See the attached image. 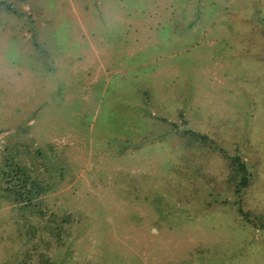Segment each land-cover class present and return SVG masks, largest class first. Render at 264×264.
<instances>
[{
    "label": "rangeland",
    "instance_id": "1",
    "mask_svg": "<svg viewBox=\"0 0 264 264\" xmlns=\"http://www.w3.org/2000/svg\"><path fill=\"white\" fill-rule=\"evenodd\" d=\"M8 153L51 186L0 264H264V0H0Z\"/></svg>",
    "mask_w": 264,
    "mask_h": 264
},
{
    "label": "trees",
    "instance_id": "2",
    "mask_svg": "<svg viewBox=\"0 0 264 264\" xmlns=\"http://www.w3.org/2000/svg\"><path fill=\"white\" fill-rule=\"evenodd\" d=\"M34 150L37 151L36 149ZM25 152V154H27V150ZM23 156H18V154L15 153H8L7 156H4V161H8L4 164H9V167L7 168V166H4L7 169L3 168L1 171L4 187H0V196H2L4 200L6 199L18 203V208L20 209L19 214L23 217L21 224H19L23 229L21 230L18 226V235L22 233L33 235L37 232V227L22 211L27 208L29 209L30 206H36L37 212H39L40 215L43 214V210L37 207L39 198L41 194L50 188L51 183L45 181L42 176L39 175L34 163L30 162L31 157L27 163ZM238 167V169L241 168V166ZM56 216L57 217H55L54 214L49 213L40 227H43V230H47L49 236L53 237L55 241H60V232L63 230L61 222L67 221L69 219V214L62 213ZM259 224L264 225V221L262 220ZM38 237L40 241L45 243V246L42 250L36 251L35 259L33 261L29 260L31 254L28 250H25L23 256L20 258L16 257L13 264H55L48 251L50 245L49 241L51 239L47 237L43 238L41 234H39ZM33 247L35 246L33 245Z\"/></svg>",
    "mask_w": 264,
    "mask_h": 264
}]
</instances>
